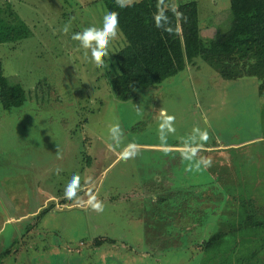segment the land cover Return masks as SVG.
<instances>
[{
	"label": "rangeland",
	"instance_id": "1",
	"mask_svg": "<svg viewBox=\"0 0 264 264\" xmlns=\"http://www.w3.org/2000/svg\"><path fill=\"white\" fill-rule=\"evenodd\" d=\"M197 1L209 44L231 26L230 0ZM13 4L32 34L15 64L4 63L27 99L10 109L0 101V252L12 244L2 264H264V248L260 261L251 257L264 245V229H241L238 208L253 197L264 205L260 80L224 79L198 58L163 83L124 96L111 81L127 44L121 30L100 68L72 39L88 26L102 27L104 1ZM167 116L175 117L174 131L165 128L162 141ZM117 123L124 135L110 148L109 126ZM194 128L208 139L188 161L181 153ZM126 148L138 154L124 158ZM200 158L212 166L189 171ZM77 174V199L67 200L65 187ZM89 193L105 205L102 214L88 209ZM219 231L228 235L217 248H200ZM103 238L114 241L95 247Z\"/></svg>",
	"mask_w": 264,
	"mask_h": 264
},
{
	"label": "trees",
	"instance_id": "2",
	"mask_svg": "<svg viewBox=\"0 0 264 264\" xmlns=\"http://www.w3.org/2000/svg\"><path fill=\"white\" fill-rule=\"evenodd\" d=\"M102 1L106 3L108 11L119 12L120 30L127 42L117 53L119 72L111 80L118 93L128 96L135 90L159 85L201 58L224 79L236 80L247 76L258 78L259 92L264 95V0H230L233 14L231 26L225 34L209 44L205 43L201 34L197 0L179 5L171 0H139L132 7L124 9L117 7L116 0ZM173 6L181 15L173 12ZM157 15L160 16V27L156 26ZM31 34V29L16 11H6L0 7V43H15ZM26 99V89L20 83L13 85L9 82L0 61L2 106L5 109L20 107ZM238 202L243 218L241 229H264V205L257 203L254 197ZM53 206L46 207L34 220H39ZM227 235V231L216 232L200 243V248L209 253ZM113 241L110 238L96 239L94 246ZM11 246L0 252V264L4 256L11 252ZM263 248L264 245L256 248L252 259L260 261L258 256ZM224 264L247 263L241 260Z\"/></svg>",
	"mask_w": 264,
	"mask_h": 264
},
{
	"label": "clouds",
	"instance_id": "3",
	"mask_svg": "<svg viewBox=\"0 0 264 264\" xmlns=\"http://www.w3.org/2000/svg\"><path fill=\"white\" fill-rule=\"evenodd\" d=\"M139 2V0H116V5L118 8L124 9L132 7L134 3ZM173 12L176 15H181L176 11L175 6L172 8ZM157 21V27H160V16L155 17ZM120 21H119V12L118 11H109L107 12L102 21V27H96L95 25L88 26L83 29L81 32H76L72 35V39L79 41L80 47L84 50V55L89 56L90 60L95 64L96 67L100 68L104 66V58L109 55V47L112 41L116 40L119 36ZM70 30V23L65 24L62 28L63 34L67 35ZM171 31V30H169ZM139 114V113H138ZM175 120L174 116H167L164 123L161 125V140H165L163 131L166 128L169 132L174 131L172 124ZM109 136L112 144L109 145L112 148L114 145L118 146L123 138V130L120 125L113 124L109 126ZM208 139V134L206 131H201L199 128H194L192 135L184 141L185 150L181 153L182 158L188 161H193L197 156L199 151V143L206 141ZM132 147V145H129ZM59 153V151H58ZM138 153L133 151L129 152L126 148L123 152L124 158H134ZM212 166V160L210 158H200L195 160V163L189 164L188 170L200 171L201 168H209ZM61 170L57 169V174ZM81 177L73 175L69 180L68 184L65 187V198L67 200L77 199V193L80 190ZM87 207L93 212L102 214L105 210V205L98 197L94 194L89 193V199L87 201Z\"/></svg>",
	"mask_w": 264,
	"mask_h": 264
},
{
	"label": "crops",
	"instance_id": "4",
	"mask_svg": "<svg viewBox=\"0 0 264 264\" xmlns=\"http://www.w3.org/2000/svg\"><path fill=\"white\" fill-rule=\"evenodd\" d=\"M15 1L16 0H0V7H3L6 11L7 10L9 11V9H13L14 11H16L15 5L13 4V2L15 3ZM26 24L28 25V23H26ZM29 28H30V26H29ZM28 38L19 40V41L15 42V43L14 42H12V43L11 42L0 43V61L3 64L5 72L7 70H6L5 66H4V63L8 61L10 64H15V62L17 60V57L18 56L19 57L22 56V54L20 53L19 48L21 49L24 46L25 40H27ZM17 43H19V46H16ZM17 49L19 51L18 53L16 52ZM77 207L81 208V206H79V205ZM82 208H86V207L83 206Z\"/></svg>",
	"mask_w": 264,
	"mask_h": 264
}]
</instances>
